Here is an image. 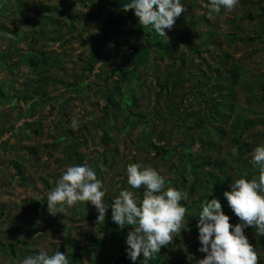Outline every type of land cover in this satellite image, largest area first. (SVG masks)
<instances>
[{
  "label": "trees",
  "instance_id": "16d2710c",
  "mask_svg": "<svg viewBox=\"0 0 264 264\" xmlns=\"http://www.w3.org/2000/svg\"><path fill=\"white\" fill-rule=\"evenodd\" d=\"M126 2L0 0V30L12 35L7 38L5 49L0 53V65L8 74L15 67L27 66L37 75V80L24 82L26 89L16 87L7 78L0 79L1 105L9 103V107H4L5 110L2 111L3 108L0 112V138L7 131L12 135L21 134L23 138L26 126H32L35 133L39 132L41 122L29 121L27 117L37 112V104H46L48 101L51 104L50 100L55 98L51 93L57 84L62 83L71 91L82 93L84 89L90 91L91 86L97 84L91 76L99 79L101 85L98 90L105 101L103 104L99 100L92 102L95 107L91 115L95 120L91 123L89 118V122L94 133L89 134L85 122L73 126L77 132L75 136H70L71 142L65 143L61 162L64 165L82 164L87 160V165L95 169L99 178L103 167L112 169L117 165L118 148H109L112 141L110 134H118L120 130L131 133L139 127L137 136L129 139L131 160L153 168L155 164L163 166L168 173L164 176L165 187L182 190L185 195L181 203L187 209L181 222V231L175 234L168 245L161 246L156 257L148 264H197L206 254L196 249L189 235L198 237L196 224L201 203L206 198L220 199L223 211L230 216V224L237 223L239 218L228 206L223 192L230 190L232 179H238L242 174L246 173L247 179L258 176V169L249 160L253 148L264 143V55L261 60L252 59L264 52V48L258 45L264 44V0H239V4L231 10L232 17L228 20L236 24L238 30L225 36L230 46L233 44V50L243 51L239 56L234 54L235 51L226 50L223 41L216 38L217 23L211 24L206 17L209 9L205 5L208 0H201L204 6L194 0H181L186 9L175 19L174 33L169 39L155 33L148 25L140 24L134 9H124ZM193 6L202 8L203 13H186L187 8ZM245 21L256 22L253 35L240 33L245 29ZM201 24L210 28L199 29ZM92 26L96 31L88 32L85 38L91 44L89 54L81 58L83 62L79 68L73 66L69 70L68 61L64 59L68 52L67 45L81 38L82 33ZM194 35L202 37L198 43H193ZM58 40L61 41L60 51L48 48V44ZM182 45L188 52L181 49ZM209 46L219 51L206 71L200 67L206 63L201 52L202 48L208 51ZM70 48L74 50L73 46ZM120 50L124 51L120 53ZM197 56L200 57L199 61L194 59ZM253 68L262 71L260 75L252 72ZM150 74L154 78H149ZM63 77L70 80H63ZM187 83L190 84L185 87ZM36 96L46 99L40 101ZM84 96L89 97L87 93ZM19 99L26 103L34 100L31 105H27L28 111H18L16 119L23 118L20 125L16 126L15 122L5 125L9 111L15 108ZM144 100L151 107V114L141 109ZM65 109L64 104L58 107V118L69 113ZM165 125L167 129H164ZM73 127L64 129L65 134L57 136L50 146L59 147L72 134ZM100 130L102 150L91 159L79 147L86 146L88 136L94 138ZM2 143H7V140H0V145ZM234 147L238 149L237 155L232 153ZM9 164L14 167L21 184L27 185L28 178L22 161L13 157ZM44 180L46 187H55L56 182ZM129 187L123 185L120 190ZM132 190L142 199L143 187ZM103 200L108 204L102 222L96 219L95 206L87 201H77L70 208L76 218L63 216L76 224L94 222L98 234L90 233L86 237L87 244L68 235L62 240V244L67 247L64 249L60 246V251L66 254L70 264H83V260L90 256L93 258L88 264H144L142 254L133 262L126 253L125 240L132 226L121 228L115 224L111 220L113 201L109 194ZM32 201L35 207L42 206L43 211L48 209L47 195L42 205L35 199ZM90 207L94 210L90 211ZM22 208L26 210V201H23ZM9 212V208L6 210L1 207L0 233L4 227V232L10 230L16 236L22 231L34 235L32 240L36 236L44 237L35 235L42 224L31 222L32 227L22 228L19 223L23 215L10 216ZM244 231L257 252V264H264V236L257 235L254 226ZM109 249H116L117 254L109 252ZM0 251L4 256L11 255L14 261L19 257L13 244L5 246L1 240ZM38 252L29 247L21 257ZM98 258L102 261H97Z\"/></svg>",
  "mask_w": 264,
  "mask_h": 264
},
{
  "label": "rangeland",
  "instance_id": "374dc122",
  "mask_svg": "<svg viewBox=\"0 0 264 264\" xmlns=\"http://www.w3.org/2000/svg\"><path fill=\"white\" fill-rule=\"evenodd\" d=\"M195 3L204 6V3L201 0H194ZM190 10V11H189ZM241 10V9H237ZM203 9L196 8L193 6L191 8H187L186 13L188 12H197L203 13ZM184 12H182L183 14ZM243 13V12H241ZM33 14V12H31ZM206 17L211 21V24L217 23L216 30V38L223 41V47L226 50H235L232 49L233 44L230 46L229 41L226 40L225 34L230 33L232 31H236L237 26L236 24L230 23L228 20L229 17H232L231 11L222 8L220 13H214L211 17H209L208 13H206ZM245 29L240 33H245V35H253L256 22L255 21H245L244 22ZM234 27V28H233ZM210 26L202 25L199 29L206 30L209 29ZM174 26L169 30L165 31L166 36L165 38L169 39L171 35L174 33ZM79 32V30L77 29ZM96 29L92 26L89 30L82 33V37L78 38L77 41H73L67 45V55L64 57L65 61L67 62L69 70L73 67H80L82 64L81 58H84L86 55L89 54V49L91 44L87 42L86 34L88 32H94ZM77 32V33H78ZM73 32V34H77ZM195 34V33H194ZM12 37L11 33L4 32L0 30V53H2L5 49V45L7 43V38ZM202 37H197L194 35L193 43H198ZM61 41H55L54 43L48 44L49 49H55L57 51L61 50ZM259 47L264 48V44H258ZM21 46V44H20ZM70 46L74 47V50L70 48ZM252 44L249 46L251 48ZM254 46V45H253ZM208 51L202 48V56L205 58L206 63L201 64V69L208 70L209 66L212 65L213 58H215V54L219 51L214 49L212 46L208 47ZM181 49H184L186 52L187 49L182 45ZM224 49V50H225ZM3 50V51H2ZM204 50V51H203ZM124 50H120L119 52L122 53ZM242 50H237L234 52L236 56L242 54ZM264 53V52H263ZM260 53L257 54V58H253L252 60H261V56L264 54ZM112 57V55L110 56ZM120 58L117 59L119 61ZM195 61H199L200 57L197 56L194 58ZM152 62V56L149 58V63L147 65V69L149 71V66ZM101 63V61H100ZM99 63V64H100ZM260 69H263L260 68ZM79 70V69H77ZM257 75H260L262 71L256 70L253 68V71ZM60 73V72H59ZM143 73V72H142ZM158 75V74H156ZM149 78H154L152 74L148 76ZM7 78L14 82L16 87H21L22 89H26L24 82H27L29 79L37 80V75L32 72L29 67L21 66L15 67L13 72L8 74V71L0 65V79L4 80ZM64 79L70 80L68 77H63ZM94 82L97 84L95 86H91V90L88 91L84 89V92H74L71 91L68 87L64 84H57L51 96H55L53 100H50L46 104H37L35 106V110L37 112L32 115L28 116L27 119L30 120H38L41 122L42 127H39V132L35 133L32 130V126H26L24 128L25 136L22 138L21 134L12 135L9 131L3 133L0 140L6 139L7 143H2L0 145V210L1 207H4L6 210H9V215H23V219L20 221L19 225L22 228H30L32 227V223L34 224H42L43 226L36 230L35 235H42L43 238H39L36 236L35 240L33 236L27 235L26 232L22 231L19 232L18 236L13 234V231H8L7 233L3 231L0 233V240L8 246L9 244H13L16 250L17 256H19L15 261L12 259L11 255H3V252L0 251V264H19V262L24 259L21 257L23 254L27 253V249L32 247L40 251L47 252V254L52 255L55 251H60V246L66 249V245L62 244V240L67 237L68 235H73L79 242L88 243V239L86 238L90 233L98 234L97 226L94 222L84 223L81 224L80 222H73L71 220L65 219L63 216H71L73 219L76 218L70 208H68V212L66 214L57 212L56 214H52L48 209L43 211L42 206H34V202L32 199L37 200L40 205L43 204V200L47 193L51 191L53 188L45 186V179L49 182L54 183L56 182L62 171L65 170L67 165H73L68 163L64 165L61 162L62 157V150L65 147L66 142H71L72 139L70 136L76 135V130L73 127V120L76 121V126L80 122H85L87 124L89 134L94 133V128L91 126V123L95 120V117L91 115V112H94L95 105L92 104L93 101L99 100L100 104L104 103V99L101 97L98 88L101 85V81L97 78L91 76ZM190 83L185 84V87H188ZM52 87H50L51 89ZM155 87L154 89H157ZM27 93V92H26ZM85 93L88 94V98L85 97ZM243 93L240 94L242 98ZM36 99L42 101L45 100L44 98H39L38 96L35 97ZM2 99V98H1ZM34 99L29 100L27 103L22 101L21 99L17 100L15 103V108L9 111L7 115L8 119L5 120V125L10 123H14L15 125H20L23 121V118L16 119V115L20 109L24 111H28V106L31 105ZM66 105V111L69 113L65 114L63 118H58V107L60 105ZM9 107V103L5 102L1 105L0 102V112L3 108ZM141 109L148 111L151 114V107L147 106L146 100H144L143 104H141ZM5 108L2 110L4 111ZM97 116L100 115L95 113ZM91 115V116H90ZM89 118H91V123L89 122ZM170 125V122H168ZM73 127L74 131L71 135L67 137L65 142H62L59 147L54 148L50 146L53 144L54 140L59 135H64V129H68ZM168 126H164V129H167ZM139 127L134 129L131 133H126L123 130H120L118 134L112 132L110 135L112 137V141L109 143V148L113 149L115 147L118 148L119 155L116 157V163L112 169L103 167L102 168V175L99 177L103 181L104 186L107 188L105 195L109 194V197L113 200L119 192L121 191V186H129L127 184V174H126V167L130 163H134L131 160V153L129 152L130 142L129 139H134L137 136L139 131ZM102 130L98 131L95 134V137L88 136V141L86 146H81L79 149L81 152L87 153L90 158L92 159L95 154L102 150V145L100 144L101 141V132ZM115 140V141H113ZM197 144L194 145L196 148ZM25 147H28L26 149ZM32 149H29V148ZM18 158L23 163V168L25 170V174L27 176V185L21 184V181L16 176L14 167L9 164V160L11 158ZM87 160H84L82 164H87ZM156 170L162 175L167 176L168 173L165 172L163 166H158L155 164ZM59 175V176H58ZM58 176V177H57ZM143 187V186H141ZM23 201H26L27 208L24 211L22 208ZM68 207V206H67ZM90 211L94 209L90 207ZM59 211V209H57ZM9 224V221L6 225ZM76 225H81L77 227ZM15 226V225H13ZM75 226V227H73ZM6 229V228H5ZM190 240L195 243L196 249H199V241L198 237L189 235ZM26 241V242H25ZM55 246H53V244ZM199 251V250H198ZM109 252L116 253V249L110 250ZM93 257L86 258L83 260V264H88ZM97 261H102V259L98 258Z\"/></svg>",
  "mask_w": 264,
  "mask_h": 264
},
{
  "label": "clouds",
  "instance_id": "9594fccd",
  "mask_svg": "<svg viewBox=\"0 0 264 264\" xmlns=\"http://www.w3.org/2000/svg\"><path fill=\"white\" fill-rule=\"evenodd\" d=\"M239 0H208V15L231 11ZM156 6L155 8L153 6ZM124 9H134L140 24L148 25L155 33L166 36L175 19L186 9L181 0H127ZM73 126L76 121L73 120ZM233 155L238 149H232ZM249 163L258 169V176L247 179L246 173L232 179L230 190L223 196L239 222L230 224V216L223 211L220 199L213 197L201 203L198 229L199 251L206 255L197 264H257V252L249 243L244 229L254 226L257 235L264 236V143L257 144ZM129 188L122 189L111 204V220L119 227L132 226L125 243L128 258L135 262L143 257L144 264L153 260L161 246L168 245L183 228L181 222L187 212L181 203L184 192L165 187V177L155 168L139 162L126 167ZM143 186L142 199L132 189ZM107 188L87 164L67 165L55 187L47 193V207L52 214H66L77 201L91 202L97 210V221L105 217L103 200ZM65 205L68 207L66 208ZM59 209V211H57ZM231 229V231H230ZM19 264H70L64 252L49 255L40 251L28 255Z\"/></svg>",
  "mask_w": 264,
  "mask_h": 264
}]
</instances>
